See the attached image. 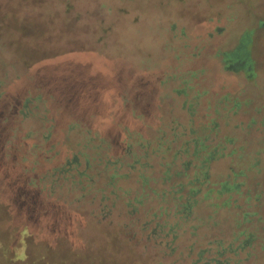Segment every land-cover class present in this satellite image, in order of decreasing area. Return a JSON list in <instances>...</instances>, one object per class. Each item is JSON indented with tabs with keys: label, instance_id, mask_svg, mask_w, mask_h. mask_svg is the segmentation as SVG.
Wrapping results in <instances>:
<instances>
[{
	"label": "rangeland",
	"instance_id": "obj_1",
	"mask_svg": "<svg viewBox=\"0 0 264 264\" xmlns=\"http://www.w3.org/2000/svg\"><path fill=\"white\" fill-rule=\"evenodd\" d=\"M243 37L248 55L226 65L225 54H237ZM0 46V128L5 127L12 143L13 136L26 137L28 148L37 146L19 162L20 169L14 164L17 155L5 160L0 142V239L5 237L8 245L14 244L15 234L21 233L24 224L28 227V256L17 264H157L159 260L155 249L142 239L138 241L137 228L135 245L128 240L130 235L120 225L128 220L124 207L119 215L115 211L110 216H97L91 211L93 205L75 200L76 193L69 190L64 178H56L52 184L47 178L42 182L40 195L47 209L57 211L56 225L50 215L45 217L49 213L41 214L44 220L36 225L37 212L24 202L14 201H18V183L22 185L15 178L22 176L20 170L29 169L42 154L47 160L43 152L59 140L64 142L56 147L60 153L53 165L45 162L39 171L46 173L53 166L65 165L70 158L66 145L76 146L83 138L78 129L69 132L68 140L65 138L66 117L58 112L51 141L43 142L47 121L40 109L42 103L34 98L35 81L47 89L52 80L82 87L79 108L88 113L83 117L88 118L93 131L103 132L110 139L116 151L122 146L118 125L135 134L154 136L151 128L142 127L138 114L121 112L120 94L125 88L131 93L138 89L133 92L134 101L138 97L153 100V104L140 107L146 120L155 113L163 124L172 118L185 122L189 109L193 116L195 110L199 112V120L210 122L215 113L218 131L208 132L212 145L233 138L236 148L244 147V158L237 162L234 156L228 157L233 148L226 146V157L216 159L210 171L215 177L245 172L247 183L241 187V198L236 196L237 204L264 217V0H0ZM30 78L35 83L27 103L31 112L20 133H8L12 124L1 120V110L10 105L11 113L21 109L23 101L19 99L27 97ZM59 91L64 93L62 87ZM253 157V169L248 170ZM252 179L258 185L252 187ZM117 184L122 189L134 188L133 175ZM247 195L249 203H245ZM10 201L16 204L10 206ZM142 210L138 215L144 214ZM260 225L259 234L264 236V222ZM231 233V228H226L224 239ZM254 240L252 245L258 251L260 241ZM247 251H251L249 247L237 255L226 254L231 258L228 264L244 259ZM244 264H264V256L258 260L250 257Z\"/></svg>",
	"mask_w": 264,
	"mask_h": 264
},
{
	"label": "trees",
	"instance_id": "obj_2",
	"mask_svg": "<svg viewBox=\"0 0 264 264\" xmlns=\"http://www.w3.org/2000/svg\"><path fill=\"white\" fill-rule=\"evenodd\" d=\"M243 39L237 54H225L226 65L235 62L243 54L244 57L248 55V49L245 51L243 47L246 37ZM2 50L0 46V51ZM247 72L252 74L250 69ZM192 76L194 77V73ZM191 80L194 78L191 77ZM191 80H188L189 84ZM35 83L33 78L26 82L27 97L25 96L24 100L19 99L23 101L21 109L11 113L9 109L12 105H10L1 110L3 112L1 120L6 121L5 124L7 122L12 124L8 126V133L12 131L20 133L22 122L31 112L28 110L27 103L32 97V87L35 84L33 89L37 90L34 98L40 104L42 103L40 109L47 121V133L43 135V142L51 141L52 132L55 129L52 123L58 112L66 117L65 138L68 140V134L73 129H78L79 135L83 137L76 146L66 145L70 158L65 160V165L53 166L46 173L39 171L45 162H51L50 165H53L52 161L60 153L56 147L64 142L59 140L43 152L47 155V160L42 154L41 160L32 161L29 169L20 170L21 177H15L23 188L18 183L21 189L19 188L20 191L18 190V194H15L18 196V201H14L20 204L24 202L28 209L31 207L34 213L37 212L34 220L36 225L42 224L44 216L40 215L46 213L49 214L45 217L50 215V221L54 225L58 222L57 211L47 209L46 202L40 195L44 189L43 179L47 178L52 184L54 179L64 178L68 180L69 190L76 193L75 200L93 205L94 208L91 211L97 213V216H110V213L115 211L119 215L124 207L128 220L121 222L120 225L126 229V234L130 235L128 240H132V246L135 245L137 241L135 242L134 229L137 228L136 232L140 236L138 241L142 239L146 246L150 245L151 250L155 249L159 255L157 264H184L185 261L187 264H228L231 258L226 257V254L237 255V252L245 247H249L251 251H247L244 259L239 261L237 259L233 264H244L250 257L258 260L259 257L264 256V236L259 234L264 217H257L256 211H245L237 204L236 196L241 198L243 195L241 187L247 183L245 172H233L230 175L215 177L210 171L211 164L216 159L226 157L223 154L226 146L233 148L228 157L234 156L237 162L244 158V147L236 148L233 138L228 137L223 140L224 142L217 141L214 146L212 145L208 132L218 131V126L214 122L217 117L215 113L210 122L199 120V112L195 110V116H193L189 109H187L188 119L185 122L172 118L167 124H163L162 119L155 113L146 120L140 107L142 104H153V100L138 97L137 100L141 103L134 101L132 95L133 92L137 93L138 89H134L131 93L129 87L125 88L120 94L121 112L138 114L142 127L151 128L154 136L149 138L144 133L135 134L127 126L118 125L121 130L122 146L121 150L116 151L110 139L103 132L99 134L93 131L89 127L88 118L83 117L88 113H84L83 109L79 108L78 94H81L82 87L75 86L77 87L75 88L66 81L56 83L52 80V83L49 81L48 83L53 85L47 89L40 82L35 81ZM61 87L64 93L59 91ZM67 88L72 90L68 91ZM180 108L183 107L180 106ZM92 117L90 114V118ZM2 128L3 126L0 128V135L5 136L0 139V142H3V157L7 161L13 155H17L14 164L21 169L19 162L27 159L28 150L36 149L37 146L32 144L28 148L25 144L26 137L18 139L17 136H13L14 141L17 142V145H14L15 142L12 143L5 132V127L3 130ZM24 148L27 150L23 153ZM63 148L66 147L63 146ZM153 160H155L154 164ZM253 165L254 157L248 170L253 169ZM28 173L30 175L26 178ZM131 175L135 182L134 188H120L118 181L127 179ZM241 177L245 179L240 181ZM101 179L103 181L100 185ZM253 182L254 179L251 180L252 187L258 185ZM87 197L89 199L85 200ZM255 199L257 202L261 201L259 197ZM249 201L250 197L247 195L245 203ZM13 204L16 203L10 201L9 205ZM141 208L144 214L138 215ZM140 216L143 218L142 221ZM226 228L232 230L229 239L223 237ZM27 229L28 227L24 224L21 233L15 234L14 244L12 242L8 245V239L5 237L0 239V264L23 263L27 258L25 246ZM254 239L260 241L257 244L260 246L258 251L252 245ZM71 247L74 248L72 245ZM175 251L176 256H174Z\"/></svg>",
	"mask_w": 264,
	"mask_h": 264
}]
</instances>
